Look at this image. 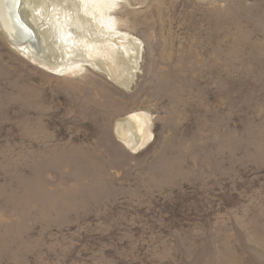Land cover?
Returning a JSON list of instances; mask_svg holds the SVG:
<instances>
[{"label":"rangeland","instance_id":"rangeland-1","mask_svg":"<svg viewBox=\"0 0 264 264\" xmlns=\"http://www.w3.org/2000/svg\"><path fill=\"white\" fill-rule=\"evenodd\" d=\"M27 1L46 61L99 69L0 31V264H264V0H113L123 65L92 20L112 0Z\"/></svg>","mask_w":264,"mask_h":264},{"label":"bare ground","instance_id":"bare-ground-1","mask_svg":"<svg viewBox=\"0 0 264 264\" xmlns=\"http://www.w3.org/2000/svg\"><path fill=\"white\" fill-rule=\"evenodd\" d=\"M26 1L27 0H21L20 7H19V14L21 16V20L24 23V25L32 31L34 38L29 36L26 33V31L23 29V27L16 20V17L14 15L15 14L14 9H15L16 0H0V31L3 32V34L7 37V39L10 41L12 46H14L15 49L19 50L22 54H24L23 56L28 55L32 60L38 61V62L42 63L44 66L51 67L55 70L65 68L71 62L75 64L76 69H80V70L83 69V67H85V66H89V65L95 66V63L93 62V57H91V55H93V54L90 53V49H89L88 54H87L85 51L79 52L78 48H80V47H78L77 51L73 52L72 55H67L68 52L70 53V49L65 48L66 49V52H65L66 56H65V60L63 61V63L60 64L61 66H58V64H56V63L53 64L52 60L46 61L44 54H41V52L39 51V45L37 43L38 42L37 30H35V27L32 24V22H31V24L29 22V20H30V19H28L29 14H27L28 9L26 10V7H25ZM87 1H85V2H87ZM76 2L77 1H75V3ZM111 3H113V0H112V2L108 1L106 3V5L104 7V11H102V14L99 16V18H95V16H94V18L92 20H94L93 22H95V24L98 23V24H100V26L102 25L101 28L103 29L102 32L104 35L103 38L105 39L104 42L107 43L106 45L108 46V50L106 48L105 49H106V51H108V53L110 55L109 61L111 63H115L116 65H119V64L121 65L125 60H129V61L132 60V63H133L134 58H136V53L138 50V47H137L138 41L136 42L135 39L130 38L128 35H125V34L119 35L120 33L117 32V29L114 27L115 26L114 18L111 16V13H110V11L113 9V4H111ZM89 5H90V3H89ZM83 18H84V16H83ZM72 19H74V18H72ZM88 22H91V21H88ZM72 26H73V24H72ZM96 27H97V25H96ZM96 31H97V29H96ZM63 33L61 35H58L59 38L57 39V42L59 41L61 44L62 43L65 44V42L68 38H70V37L74 38V36H77L76 35L77 33H75L73 31V28L68 29V33L65 32L64 35H63ZM100 36H102V35H100ZM76 39H74V40L76 41ZM68 40H70V39H68ZM95 40H93V41H95ZM83 41L85 42V40H83ZM68 44H69V42H68ZM123 44H126V45L129 44V45H131V47L128 45L124 46ZM94 46L93 47L91 46V48H94ZM101 46L104 47V45H101ZM61 47H62V45H61ZM64 47H66V46H64ZM81 48H82V46H81ZM81 48H80V51H81ZM86 48H84V49H86ZM95 48H96V46H95ZM40 49H41V47H40ZM99 49L101 52V48H99ZM99 49H98V51H99ZM134 50H135V52H134ZM88 58H92V60L88 59ZM96 68L99 69V67H96ZM127 71H128V73H127L128 75L126 76L125 81H124L125 85H128L133 80L132 72L129 69ZM60 72H61V70H60ZM114 131H115L117 139L119 141H121L123 143V145H125L126 147H128L129 149H132V150L138 149L145 140V128L143 126L142 117L139 115H131V116L125 118L124 120L118 121L115 125Z\"/></svg>","mask_w":264,"mask_h":264},{"label":"water","instance_id":"water-1","mask_svg":"<svg viewBox=\"0 0 264 264\" xmlns=\"http://www.w3.org/2000/svg\"><path fill=\"white\" fill-rule=\"evenodd\" d=\"M20 3H21V0H16V3H15V9H14L15 14H14V15H15V17H16L17 22L23 27V29L26 31V33H27L29 36H31V37L34 38V35H33L32 31H31L30 29H28V28L24 25V23L22 22V20H21V16H20V14H19Z\"/></svg>","mask_w":264,"mask_h":264}]
</instances>
